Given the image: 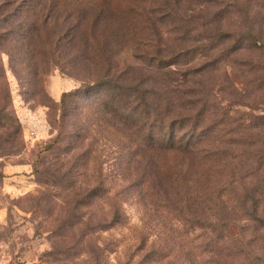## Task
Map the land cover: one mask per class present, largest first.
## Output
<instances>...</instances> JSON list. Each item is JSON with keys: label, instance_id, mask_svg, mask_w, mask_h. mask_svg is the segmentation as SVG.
Returning a JSON list of instances; mask_svg holds the SVG:
<instances>
[{"label": "rangeland", "instance_id": "rangeland-1", "mask_svg": "<svg viewBox=\"0 0 264 264\" xmlns=\"http://www.w3.org/2000/svg\"><path fill=\"white\" fill-rule=\"evenodd\" d=\"M20 2L28 37L11 21L0 46V264H264V0ZM160 62L148 100L171 91L165 127L199 141L151 167L160 120L127 131L110 84Z\"/></svg>", "mask_w": 264, "mask_h": 264}, {"label": "trees", "instance_id": "trees-1", "mask_svg": "<svg viewBox=\"0 0 264 264\" xmlns=\"http://www.w3.org/2000/svg\"><path fill=\"white\" fill-rule=\"evenodd\" d=\"M21 0H2L0 3V46L4 45V42H7L8 34L14 33L13 29L6 30L5 24H10L13 22L14 29H16L17 33L23 34L24 37H28L29 30H27V19L28 17H24L23 20L20 18V9H21ZM12 19V20H11ZM11 24L9 26H12ZM33 25V24H32ZM165 65L163 62L158 63V74L153 73H137L132 77V80L129 81V77L124 78L123 75L118 77L115 84H110L112 95V105L109 114L113 116V119L119 121L123 124L124 128L127 131L132 132L133 134H141V126L140 121L144 120L143 115L146 113L150 117V113L153 111L156 114V117L160 120V128L161 134L155 135L150 131L149 135L144 140L146 147L143 149V154L149 158L147 162L150 163L151 167H153V161L155 156H159L165 152L179 151L185 154H193L196 155L197 148L194 133L192 132L191 136L188 138L179 137L178 131H176V123L177 120H173L167 127H165L166 118L164 117L165 112L169 113L172 110L174 99L172 97L171 91L164 90L162 93L156 94L153 96V99H149L147 97L148 91L145 90L144 84L146 80H154V76L165 86V73H163V69ZM159 71V72H158ZM164 74V75H163ZM4 70L3 66L0 63V80L4 78ZM36 76V74H35ZM146 78V79H145ZM175 92L178 90L175 89ZM195 93V91H193ZM188 93L176 94L175 96H186ZM163 100H166L165 111H161V103ZM198 102V101H196ZM189 104V103H187ZM185 108V107H183ZM202 110L201 113H203ZM187 119L182 118L179 119L180 122L185 123ZM4 124L2 123V126ZM152 126H154L152 124ZM165 127V131H164ZM136 129V131H135ZM192 130L195 131V126H192ZM199 139L200 136H199ZM134 141V139H132ZM149 152H151L149 154ZM103 187L99 185L95 190V195L98 197L102 196ZM112 206L117 209V202L112 201Z\"/></svg>", "mask_w": 264, "mask_h": 264}]
</instances>
